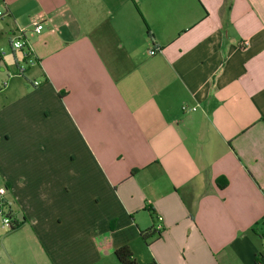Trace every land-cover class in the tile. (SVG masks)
I'll use <instances>...</instances> for the list:
<instances>
[{
    "label": "crops",
    "instance_id": "obj_1",
    "mask_svg": "<svg viewBox=\"0 0 264 264\" xmlns=\"http://www.w3.org/2000/svg\"><path fill=\"white\" fill-rule=\"evenodd\" d=\"M0 5V264H264V0Z\"/></svg>",
    "mask_w": 264,
    "mask_h": 264
},
{
    "label": "built area",
    "instance_id": "obj_2",
    "mask_svg": "<svg viewBox=\"0 0 264 264\" xmlns=\"http://www.w3.org/2000/svg\"><path fill=\"white\" fill-rule=\"evenodd\" d=\"M10 14V11L8 9H0V20L5 18ZM42 17L36 16L32 20V24L34 26V29L36 32H40L43 29L42 24ZM11 46L14 49H23L26 46V43L24 41V32L22 30L17 31L15 35L12 36L11 40ZM246 46L249 44L248 41L244 43ZM151 54H155L156 50L152 49L150 51ZM1 57V55H0ZM25 59H26V65L32 64L33 60L30 58L29 53H25ZM27 66H21L18 71L19 73H24ZM35 84H38V82H35ZM184 109H187L184 107ZM0 216L2 219V223L7 228H13L14 227V218L11 213V202L7 199V188L1 187L0 188ZM263 240H264V233H263Z\"/></svg>",
    "mask_w": 264,
    "mask_h": 264
},
{
    "label": "rangeland",
    "instance_id": "obj_3",
    "mask_svg": "<svg viewBox=\"0 0 264 264\" xmlns=\"http://www.w3.org/2000/svg\"><path fill=\"white\" fill-rule=\"evenodd\" d=\"M1 8V5H0ZM0 29L3 33H5V36L0 37V47H2L1 52H3L6 56V60L8 62V64L10 65L11 70L15 69V65L12 59H9V57H12V48H11V44L9 43V41H7V35L6 34L8 32L7 27L4 25V23H0ZM1 33V32H0ZM23 64H26L24 61H22ZM5 62L4 60H1V65H4ZM28 66V65H26ZM5 74H7V71H2L0 70V88L3 87L2 84V76H4ZM6 77L8 78V76L6 75ZM1 100V99H0ZM1 122V120H0ZM10 133V134H9ZM21 139V132L20 131H9L7 132L6 127H2L1 123H0V146H2L4 148V151H8L9 153H12L13 149H15V145L17 144V142ZM6 146V147H5ZM4 180H2V178H0V188L1 187H6V185L3 182ZM0 222L2 223V219L0 216ZM8 229V228H7Z\"/></svg>",
    "mask_w": 264,
    "mask_h": 264
},
{
    "label": "trees",
    "instance_id": "obj_4",
    "mask_svg": "<svg viewBox=\"0 0 264 264\" xmlns=\"http://www.w3.org/2000/svg\"><path fill=\"white\" fill-rule=\"evenodd\" d=\"M1 55V53H0ZM226 185L223 184L222 186ZM16 227V226H15ZM160 233V230L157 228H149L143 232L144 239L148 240L153 237L155 234ZM115 254L119 259L121 264H138L137 260L133 255L132 249L128 245H124L115 250Z\"/></svg>",
    "mask_w": 264,
    "mask_h": 264
}]
</instances>
